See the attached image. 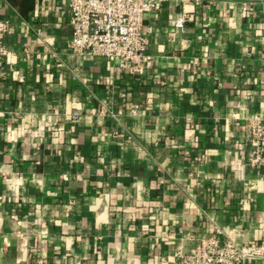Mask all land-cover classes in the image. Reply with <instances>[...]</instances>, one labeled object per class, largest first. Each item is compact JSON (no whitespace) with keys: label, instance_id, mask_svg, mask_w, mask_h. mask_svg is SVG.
<instances>
[{"label":"crops","instance_id":"obj_1","mask_svg":"<svg viewBox=\"0 0 264 264\" xmlns=\"http://www.w3.org/2000/svg\"><path fill=\"white\" fill-rule=\"evenodd\" d=\"M0 18V264H171L211 234L264 248L243 143L264 116V0H162L138 73L73 55L63 1L0 0Z\"/></svg>","mask_w":264,"mask_h":264},{"label":"built area","instance_id":"obj_2","mask_svg":"<svg viewBox=\"0 0 264 264\" xmlns=\"http://www.w3.org/2000/svg\"><path fill=\"white\" fill-rule=\"evenodd\" d=\"M53 1H63L69 11L71 37L67 46L73 55L100 57L132 73H138L150 60L143 18L159 10L162 0ZM188 17L186 10L179 12L171 31L182 30ZM8 27V19L0 18V79L6 76L9 48L4 37ZM243 143L247 164L264 173V116L254 113L245 118ZM261 259H264L261 244H240L231 238L222 240L211 234L198 238L190 248L177 247L171 264H245Z\"/></svg>","mask_w":264,"mask_h":264}]
</instances>
